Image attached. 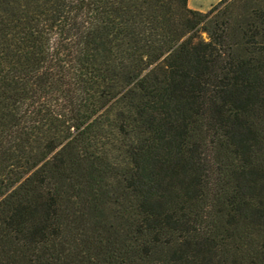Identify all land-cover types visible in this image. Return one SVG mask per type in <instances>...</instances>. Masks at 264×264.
Listing matches in <instances>:
<instances>
[{
	"label": "trees",
	"instance_id": "trees-1",
	"mask_svg": "<svg viewBox=\"0 0 264 264\" xmlns=\"http://www.w3.org/2000/svg\"><path fill=\"white\" fill-rule=\"evenodd\" d=\"M0 264H264V0H0Z\"/></svg>",
	"mask_w": 264,
	"mask_h": 264
},
{
	"label": "rangeland",
	"instance_id": "rangeland-1",
	"mask_svg": "<svg viewBox=\"0 0 264 264\" xmlns=\"http://www.w3.org/2000/svg\"><path fill=\"white\" fill-rule=\"evenodd\" d=\"M219 0H188L189 7L201 11H207L212 5L216 4Z\"/></svg>",
	"mask_w": 264,
	"mask_h": 264
}]
</instances>
